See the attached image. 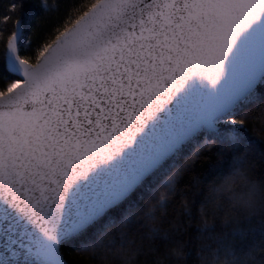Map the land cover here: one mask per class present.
Returning <instances> with one entry per match:
<instances>
[{"label": "snow or ice", "instance_id": "6c2138e0", "mask_svg": "<svg viewBox=\"0 0 264 264\" xmlns=\"http://www.w3.org/2000/svg\"><path fill=\"white\" fill-rule=\"evenodd\" d=\"M46 11L0 7V264H70L193 144L264 153L244 122L264 0H76L54 29Z\"/></svg>", "mask_w": 264, "mask_h": 264}, {"label": "clouds", "instance_id": "9594fccd", "mask_svg": "<svg viewBox=\"0 0 264 264\" xmlns=\"http://www.w3.org/2000/svg\"><path fill=\"white\" fill-rule=\"evenodd\" d=\"M182 175L105 226L75 253L80 264H264V181L240 165L177 198Z\"/></svg>", "mask_w": 264, "mask_h": 264}, {"label": "trees", "instance_id": "16d2710c", "mask_svg": "<svg viewBox=\"0 0 264 264\" xmlns=\"http://www.w3.org/2000/svg\"><path fill=\"white\" fill-rule=\"evenodd\" d=\"M28 2L30 7L34 9L37 4L46 6V18L53 22L52 27L54 29L56 26H58L56 21L59 19V17L69 6L76 2V0H28ZM6 3L7 0H0V7ZM36 10L37 12L39 11L38 9ZM63 22V20L59 21L61 24ZM41 25L42 27L46 26L44 21H41ZM244 122L246 124L249 136H251L258 144L264 143V113L254 117L249 116L244 120ZM210 147V143L202 145L195 153L191 154L183 164L177 166V168L174 170L176 171L178 169H183V175L179 178L176 184L177 198L182 190H191L195 181L198 180L201 183H207L208 181L222 176L223 174L240 165L246 166L257 180L264 181V153L254 151L248 145L242 144L239 139H233L220 145L222 152L231 153L230 157L228 158V163L223 165L221 164L223 156L220 153H210L212 159H209L204 155V153ZM175 156L176 154L168 158L166 163H162L163 167L157 172L153 182L146 185L144 189V195L141 200L138 203H134L132 206L128 207L123 212L121 217L115 221L124 218L127 211L128 214H130L134 211L144 208L147 201L156 198V196L162 190L168 188L170 180L163 183H160V180L166 172L163 168L165 166L170 167V165L173 164L171 161ZM211 169L215 170L210 173ZM198 201L199 197H197V202ZM75 253L76 252L71 250L66 253V257L69 259L70 264H80L79 258L75 255Z\"/></svg>", "mask_w": 264, "mask_h": 264}, {"label": "rangeland", "instance_id": "374dc122", "mask_svg": "<svg viewBox=\"0 0 264 264\" xmlns=\"http://www.w3.org/2000/svg\"><path fill=\"white\" fill-rule=\"evenodd\" d=\"M202 145H204V144L203 143L202 144H193L188 148L187 151H185L183 153H177L176 156L171 161V162H173V164H171L170 167L165 166L163 168L166 172L162 176L160 183H163L165 181H169L171 175H173V173L175 172L174 170L177 168V166L183 164L188 159V157L191 154L195 153ZM126 214H128V211L125 213V216H126Z\"/></svg>", "mask_w": 264, "mask_h": 264}, {"label": "water", "instance_id": "95a60500", "mask_svg": "<svg viewBox=\"0 0 264 264\" xmlns=\"http://www.w3.org/2000/svg\"><path fill=\"white\" fill-rule=\"evenodd\" d=\"M161 163H163V162H161Z\"/></svg>", "mask_w": 264, "mask_h": 264}]
</instances>
